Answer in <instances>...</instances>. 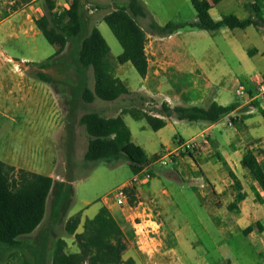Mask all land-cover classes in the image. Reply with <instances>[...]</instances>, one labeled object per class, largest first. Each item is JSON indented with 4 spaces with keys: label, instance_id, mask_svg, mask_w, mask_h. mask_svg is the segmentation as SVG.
<instances>
[{
    "label": "crops",
    "instance_id": "crops-1",
    "mask_svg": "<svg viewBox=\"0 0 264 264\" xmlns=\"http://www.w3.org/2000/svg\"><path fill=\"white\" fill-rule=\"evenodd\" d=\"M72 1L34 0L26 5H17V0H0V52L6 51L3 46L7 41L12 40L17 41L18 51L21 54L20 59H15L7 51L0 56V102H5V105L0 104V117L8 118L10 122L17 125L16 140L19 144L18 146L7 145L0 151V161L15 169H24L51 177L55 182L54 191L60 190V183L65 182L63 179L54 177L58 175L57 166L53 164L57 152L51 165L43 161L31 163L26 161L25 147L21 146L32 141L52 143L54 137L59 138L57 132L62 127L61 122L54 121L57 103L53 97L52 86L36 76L38 70L36 64L43 63L47 59H36L26 54L33 56L37 54L33 42L42 35L38 29L42 18L55 12L58 7L67 10ZM223 1L220 0L213 5L209 14L213 7L220 6ZM139 2L141 3L140 0ZM234 3L244 10L245 14L247 11L250 14L245 17L235 15L238 19L252 18L258 23V26L250 27L263 34L262 49L259 50L254 46L247 53L233 36L237 29L223 28L211 33L223 35L222 48L220 49L215 43H210V48H203L200 55H197L198 51L195 48L193 50L188 41L178 38L182 31L165 37L158 36L151 26H148L152 29L150 32L145 31L141 25L147 21L144 9L145 18H138L136 21L145 31L146 40L150 39L145 44L148 65L145 77L140 79L138 85L130 87L122 75V67H125L127 63L116 64L109 71L119 78L131 93L153 100L154 109H158L163 102L170 107L207 108L211 103L224 107L235 105L231 113L213 123L179 121L171 117L167 119L164 128L155 132L154 138L145 140L144 145L135 143L130 133L132 142L143 149L148 159L161 151L156 150L158 145L163 151L176 149L177 141L183 140L181 135L186 136L188 140H194L197 149L187 156L178 158L173 165L175 174L173 177L178 175L179 178V175L183 174L182 180L185 181L189 177L194 182L190 188L199 195L201 201L205 200L202 204L211 221L217 225L220 234L234 235L247 227H252V231L245 236L250 239L253 252L263 260L264 264V190L241 166V160L248 150L254 151L257 161L264 164V100L256 95L257 84L263 80V75L251 76L253 69L246 59V56L251 54H260L264 57V0H234ZM13 5L16 6L12 8ZM230 9L233 10L234 7ZM221 17L215 21L220 20ZM92 27H96L95 24ZM96 28L99 30L98 27ZM248 29L249 27L242 31L246 37L251 34L247 32ZM107 59H109L108 55L105 61ZM229 63H236L235 68L238 69L231 67ZM6 65H11L9 71L12 79L9 80V84H7ZM44 69L39 71L46 74ZM237 71L244 73L246 79H240L236 74ZM61 74L63 75L64 72L62 71ZM65 74L69 75L70 72L67 71ZM238 85L245 88V95L236 98L235 89ZM120 99H124L126 105L107 108L109 112H112L111 115H99L107 119L114 118L120 115L123 108L133 105L132 98L122 96ZM116 101L107 103H116ZM7 112L10 116L6 115ZM61 116L64 118L63 114ZM126 116L122 115V119L127 126ZM169 134L179 135L180 139L171 142L168 138ZM46 166H51V170L44 171ZM151 166L144 168V173L150 174V178L141 174L139 180L148 181L154 176L150 171ZM190 171L198 175H191ZM229 172L237 177L242 191L246 194V198L233 211L227 209L235 196L231 188ZM72 190H74L73 185ZM133 190L136 201L128 207L117 206L113 196L110 200H103L99 204L93 201L85 203L86 207L79 215L80 224L76 233L82 232L85 220L92 219L102 207H105L118 222L125 236L127 247L122 256L123 262L131 260L132 264H208L205 258L207 253H200L195 247L189 227L177 228L176 218L179 217V211L168 210L170 202L168 200L171 197L165 189L160 190L158 186L147 183V185L137 184ZM254 192L258 194V199ZM162 197L165 199L162 200ZM47 203L48 199L44 219ZM57 215H59L58 209L53 214L56 223L62 219V215ZM76 215L78 214L71 215L67 210L64 223ZM230 222L234 224L235 232H229V228L226 227L225 224ZM42 223L28 237L35 235ZM257 224H260V230ZM64 240L70 253L77 251L73 244V237ZM217 262L232 264L229 253L225 252H221Z\"/></svg>",
    "mask_w": 264,
    "mask_h": 264
},
{
    "label": "trees",
    "instance_id": "trees-1",
    "mask_svg": "<svg viewBox=\"0 0 264 264\" xmlns=\"http://www.w3.org/2000/svg\"><path fill=\"white\" fill-rule=\"evenodd\" d=\"M34 0H17V5H26ZM196 11V20L185 25L168 23L163 27L151 24L152 29L158 30L162 35H171L181 29L203 30L209 33L220 29H246L258 26L252 18L238 19L235 15H224L220 20L211 18L209 10L220 0H190ZM144 8L139 0H127L125 6L116 7L107 12L102 21L108 26L122 48L117 57L120 65L131 63L138 75L144 78L147 73V59L145 56L146 33L139 26L136 19L145 18ZM258 17L257 14H255ZM45 40L56 47L54 55L46 62L36 64L44 69L59 57L69 40L82 35L84 20L79 0H73L67 10L49 14L42 18L38 25ZM109 47L96 27H92L80 44L76 67L79 74L77 82L78 91L82 101L91 104L99 99L105 102H114L122 96H137L141 102H152L144 96L131 93L125 84L111 73L106 65L105 57ZM53 58V59H52ZM92 70L94 79L93 89L87 86L86 71ZM37 78L50 84V78L42 72H37ZM264 80V75L262 76ZM235 109V105L220 106L211 103L207 108L202 107H170L166 102L160 104L158 109L145 110L143 105L136 107L130 105L123 108L120 115L114 118H104L96 112L83 114L79 123L84 127L88 136L87 149L84 160L89 164L88 170L98 162L125 160L133 174L140 173L145 167L153 164L155 157L148 159L143 149L132 142L131 133L125 125L122 115H129L136 120H144L154 132L165 127L167 119L174 117L179 121L209 122L213 123L225 117ZM154 112V114H151ZM241 166L251 179L264 190V164L257 161L254 151L248 150L241 160ZM232 181L234 200L227 207L229 211L237 209L246 194L242 191L241 183L237 177L229 172ZM67 180L59 185L58 214L64 218L70 206L72 196V182ZM55 182L49 176L35 174L24 169H15L0 161V245L4 250L19 249L22 243L20 237L34 233L42 223L46 202L54 191ZM134 188L128 191L129 204H135ZM255 196L258 199L256 192ZM57 215V216H59ZM62 221V220H61ZM80 224L79 215L70 217L64 223V231L73 237V244L77 251L66 252L67 243L63 238L56 241L54 253L50 264H132L131 260L122 261L126 250L124 233L118 222L109 210L102 207L92 218L83 223L82 232L76 233ZM259 230L260 224H257ZM252 227L242 231L249 234ZM36 264H45L48 255V243L43 237L38 238L31 246Z\"/></svg>",
    "mask_w": 264,
    "mask_h": 264
},
{
    "label": "rangeland",
    "instance_id": "rangeland-1",
    "mask_svg": "<svg viewBox=\"0 0 264 264\" xmlns=\"http://www.w3.org/2000/svg\"><path fill=\"white\" fill-rule=\"evenodd\" d=\"M44 1L48 2L50 0ZM140 1L147 14V21L141 23V25L147 32L152 30L149 28L152 23L162 27L168 23L185 25L196 20V11L190 0ZM79 2L84 20L82 35L76 39L69 40L63 53L59 57L52 58L53 61H50L47 68L44 69V72L50 78L53 97L55 98V103H57V107L54 110V121L61 122L60 125L62 126L60 128L61 130L57 132L59 138L57 139L54 137L52 143L50 141L47 143L32 141L31 143L21 144L22 147H25L26 161L31 163L43 161L51 165L50 163L53 161L57 152L53 164L57 166L56 172L58 175L54 177L63 179L65 182L67 180H74L72 182L74 190H72L70 206L68 208V212L71 215H81L83 209L86 207L85 203H92L90 201L99 204L103 200H110L114 191L122 187L134 175L125 160L111 162L101 161L88 170L89 164L84 160L88 136L84 127L79 123L80 117L90 112L108 116L111 115L112 112H109L107 108L119 105L124 106L126 103L123 101L124 99H118L116 103H107L99 99L94 100L91 104L84 103L77 87L79 74L75 72V70H77L76 62L81 41L89 34L94 24L99 28L100 34L109 47V59L106 60L108 69H113L116 64L120 65L117 63V57L121 54L122 48L108 26L101 19L107 12L114 8L125 6L127 0H79ZM15 6L16 5H13L12 8ZM232 7H234L233 10L230 9ZM57 10L61 11L62 9L58 7L55 12L53 11L50 14L56 13ZM228 14H234L238 17L250 15L248 11L245 14L244 10L240 9L239 6L234 3V0H224L220 6L212 8L210 15L215 20ZM154 31L158 36H167L162 35L156 29ZM179 31L182 32L178 38L188 41L192 49L194 50L195 48L196 51H198L197 55H200L199 53L203 48H210V43H215L220 49L222 48L221 42L224 41V39L223 35H219V33L212 35L207 31L188 28ZM242 31L244 30H235L233 36L247 53L254 46L259 50L262 49V33L257 32L253 27H249L247 32L251 34L246 37ZM225 39H227V37H225ZM149 40L150 39H147L146 43ZM33 46L36 47L37 54L34 56L31 54L26 55L35 57L36 59H49L56 51V47L50 45L42 35L34 40ZM3 47L8 53L13 55L15 59H20L21 54L18 51L17 41H7ZM6 51L0 52V56L2 53L5 54ZM246 59L253 69L251 71V76L264 75V57L262 55L251 54L247 55ZM229 65L235 68L237 64L229 63ZM10 66L11 65H6V70L8 71L7 84H9V80L12 79V74L9 71ZM122 68V75L125 77L129 86L135 87L138 85L141 77L132 64L127 63V65ZM235 69L237 70L238 68ZM39 70L38 68L37 72ZM62 71L64 72L63 75L61 74ZM67 71L70 72L69 75L65 74ZM238 71L236 74H238L240 79H246L244 73ZM85 76L87 86L93 89L94 79L92 70L86 71ZM124 97L125 96H123V98ZM235 97L239 98L242 96L236 94ZM127 98H132L133 105L136 107H141L142 104L145 110L149 111L154 109V101L144 103L141 102L136 95L134 97L127 95ZM0 104L5 105V102L1 101ZM61 114H63L64 118H62ZM6 115L10 116L9 112H7ZM126 123L134 137V142L139 145H144L146 139L154 138L155 136V132L147 126L144 120H136L127 115ZM16 132V124L10 122L8 118L0 117V151L4 150L7 145H19L16 140ZM181 137L183 140H178L180 139L179 135H168L171 142H176V140H178L177 144L180 141L188 140L186 136L181 135ZM156 150L161 151L156 156H153L155 159L150 171H152L154 176L148 181L140 179L137 184L147 185L148 183L158 186L160 190L165 189L168 192L171 197V199L168 200L170 201L168 203V210L170 212L179 211V217L176 218L177 228L189 227L190 236L195 243V247L200 253H207L205 258L208 264H222L217 262L221 252L229 253L232 264H263V260L253 252L254 249L252 248L250 239L242 232H237L234 235L220 234L218 232L217 225L211 221L206 208L202 204V202L205 203V200L202 199L201 201L199 195L190 188L194 182L189 177L185 181L182 180L184 177L183 174L179 175V178L177 177L178 175L173 177L175 174L172 165L162 167L159 164L158 157L163 153L160 145L156 147ZM50 170L51 166H46L44 168V171ZM190 172L191 175H198L194 173V171ZM57 192H59V190L53 191L49 196L46 217L35 235L32 237H20L19 241L22 243V247L19 249L4 250L5 248L0 245V264H36L31 246L41 237H45L47 240L48 255L45 264H50L56 241L60 238L67 239L69 237L64 231L65 216L60 219L62 221L58 223L54 222L53 214L56 209H59V196ZM161 199L163 200L165 198L162 197ZM218 207L220 206L218 205ZM225 225L229 228V232L236 231L233 223L230 222ZM166 227H168V224H166ZM66 252L70 253L68 247ZM225 264H227V262Z\"/></svg>",
    "mask_w": 264,
    "mask_h": 264
},
{
    "label": "built area",
    "instance_id": "built-area-1",
    "mask_svg": "<svg viewBox=\"0 0 264 264\" xmlns=\"http://www.w3.org/2000/svg\"><path fill=\"white\" fill-rule=\"evenodd\" d=\"M60 11L56 12L59 13ZM237 95H245V88L242 85H238L235 89ZM256 95L264 100V80H260L257 84ZM231 126V124H229ZM197 149V144L194 140L180 141L178 146L173 151H163L161 156L158 157L160 166L167 167L169 165H174L179 157L187 156L190 153L195 152ZM141 174H145L146 178H150V174L144 173V170L140 173H136L133 177L122 187L116 189L113 194L115 204L119 207H128L129 206V194L128 191L132 188H135L139 182V177Z\"/></svg>",
    "mask_w": 264,
    "mask_h": 264
}]
</instances>
